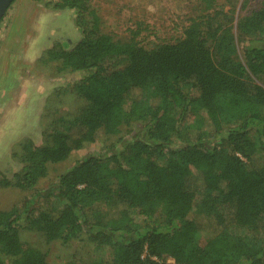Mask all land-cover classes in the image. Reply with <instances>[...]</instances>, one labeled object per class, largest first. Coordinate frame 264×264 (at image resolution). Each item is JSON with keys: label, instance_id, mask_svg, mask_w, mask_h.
Instances as JSON below:
<instances>
[{"label": "trees", "instance_id": "16d2710c", "mask_svg": "<svg viewBox=\"0 0 264 264\" xmlns=\"http://www.w3.org/2000/svg\"><path fill=\"white\" fill-rule=\"evenodd\" d=\"M32 1L75 14L80 40L45 61L76 76L86 104L45 144L25 141L22 169L0 180L32 194L0 211V264H46L22 244L23 219L48 243L84 234L107 249L109 260L85 264H264V10L237 22L241 62L216 0H196L210 12L147 48L103 33L90 0ZM123 126L137 135L81 159L40 197L49 165Z\"/></svg>", "mask_w": 264, "mask_h": 264}, {"label": "rangeland", "instance_id": "374dc122", "mask_svg": "<svg viewBox=\"0 0 264 264\" xmlns=\"http://www.w3.org/2000/svg\"><path fill=\"white\" fill-rule=\"evenodd\" d=\"M100 29L114 41L134 39L141 46L174 43L182 37L189 20L206 12L196 0H90ZM216 9L230 13L228 26L233 36L235 57L243 62L244 37L237 22L264 10V0H216ZM72 11H50L44 2L14 0L0 22V180L20 172L16 155L31 141L43 145L47 135L85 107L72 92L74 74L57 70L58 64L45 61L47 50L64 44L72 47L81 38ZM135 126V125H134ZM123 126L117 135L99 133L95 142L72 152L64 162L49 165L47 175L36 186L40 197L54 188L58 177L75 163L107 148L120 145L138 131ZM136 129V128H135ZM32 194L0 186V211L11 209ZM38 201V199H37ZM140 221V218L137 219ZM24 246L40 251L46 264H85L109 260L105 248H96L81 234L68 242H46L40 233L21 228ZM4 264H12L3 259Z\"/></svg>", "mask_w": 264, "mask_h": 264}, {"label": "water", "instance_id": "95a60500", "mask_svg": "<svg viewBox=\"0 0 264 264\" xmlns=\"http://www.w3.org/2000/svg\"><path fill=\"white\" fill-rule=\"evenodd\" d=\"M14 0H0V22Z\"/></svg>", "mask_w": 264, "mask_h": 264}]
</instances>
